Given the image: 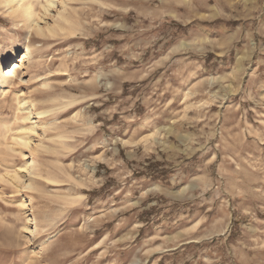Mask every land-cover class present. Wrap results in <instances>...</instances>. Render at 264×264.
I'll return each mask as SVG.
<instances>
[{
  "label": "rangeland",
  "instance_id": "374dc122",
  "mask_svg": "<svg viewBox=\"0 0 264 264\" xmlns=\"http://www.w3.org/2000/svg\"><path fill=\"white\" fill-rule=\"evenodd\" d=\"M60 1L0 5V264H264V0Z\"/></svg>",
  "mask_w": 264,
  "mask_h": 264
},
{
  "label": "bare ground",
  "instance_id": "6f19581e",
  "mask_svg": "<svg viewBox=\"0 0 264 264\" xmlns=\"http://www.w3.org/2000/svg\"><path fill=\"white\" fill-rule=\"evenodd\" d=\"M59 0H44L43 3L37 2V0H0V5H3L4 7H7L10 11V14L17 16L20 18V22L25 26L27 30H33L39 33H42V29L44 27H41L39 25V21L42 20V17L49 13V10L52 9ZM62 4V0L60 1ZM38 4L39 7L43 10V15L41 18L38 17L37 13L35 12V5ZM58 19L63 20L64 22H67L68 24H71L70 21L66 20L65 17L63 18L62 15H58ZM47 28L48 33H50L52 36L55 35L56 31H58V28L52 27ZM61 31L62 28H59ZM24 54L22 55V58L19 62L14 61L15 58H18L19 55L16 54L15 50H11L9 55L3 58V60L0 61V92L4 93L6 88L10 85L12 82V79L16 77L17 70L20 68V65L23 60L27 59L29 56V48L27 46L24 47L23 50ZM22 53V52H21ZM17 56V57H16ZM9 60L10 64H8L7 67L6 63ZM17 110H19L22 115L25 116L22 118V121L29 122L30 126H22L19 127V134L16 136L14 140L18 141L19 144L23 146H28V142L25 141L24 135H29L28 133H35L36 131V123L38 122V119L46 114L45 112H34L33 106L22 99L16 100ZM39 123V122H38ZM5 127V126H4ZM32 163V162H31ZM34 164V163H33ZM31 164V169H33L34 165ZM29 174L33 175V170L29 169V166H26L24 168ZM31 170V171H30ZM1 177V176H0ZM5 177H10L6 174ZM3 178V179H4ZM14 182H19L18 172L14 173L13 176L10 178ZM20 183V182H19ZM22 188L30 189V184H23Z\"/></svg>",
  "mask_w": 264,
  "mask_h": 264
}]
</instances>
